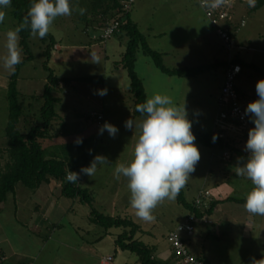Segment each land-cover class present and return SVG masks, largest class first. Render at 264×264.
I'll return each instance as SVG.
<instances>
[{
    "label": "rangeland",
    "instance_id": "obj_1",
    "mask_svg": "<svg viewBox=\"0 0 264 264\" xmlns=\"http://www.w3.org/2000/svg\"><path fill=\"white\" fill-rule=\"evenodd\" d=\"M70 2L74 8L78 5L87 11L84 15L73 11L71 16L55 21L49 33L58 47L54 45L49 59L42 54L47 41L30 36L27 40L31 58L20 64L16 83L24 98L25 111L30 119L38 118L50 71L58 77L69 78L71 82L62 91H56L60 96L55 105L59 118L51 126L55 131L65 129L66 134L46 139L43 144L59 145L87 138L77 150V168L72 164L68 169L80 172L96 155L107 157L109 164L98 166L94 177L81 174V183H78L92 194L91 206L101 213L133 220L140 226L135 239L154 247L155 257L163 264H180L167 236L188 214V209L176 200H165L153 211L155 221L145 222L136 217L130 206L127 178H117L115 174L118 164L127 165L133 159L139 135L135 124L142 119L133 113L134 97L128 70L117 64L128 38L119 31L103 38L106 26L91 12L90 0ZM5 11V20L0 24V58L6 52V32L16 27L11 7ZM230 12L235 27L244 21L235 32L240 45L235 51L244 68L235 84L246 109L247 97L250 102L258 99L256 83L264 79V4L253 9L248 2H236ZM129 16L147 46L161 53L165 66L182 68L216 62L192 76L169 75L138 48L134 70L142 81L146 99L165 94L177 105L185 103L193 127L233 140L245 152L248 131L236 122L218 117L217 96L223 83L227 53L197 0H134ZM25 56L23 51L22 57ZM10 76L0 59V147L6 143V95ZM102 89H107L106 95L99 94ZM93 113L103 114L104 119L98 122ZM130 118L134 127L128 130L125 121ZM105 122L119 129L114 138L106 130L99 134ZM18 127L24 128L22 123ZM195 144L201 158L183 189L185 199L193 201L200 191H208V197L202 198L207 204L211 198L246 197L253 185L248 179L236 176L235 156L225 159L226 149L218 145L206 147L196 141ZM49 199L55 206L47 217L42 215V210ZM244 203L224 201L210 214L197 217L192 236L182 234L190 252L202 256L209 264H253V260L264 258V216L248 213ZM89 211L88 203L61 194L60 181L46 180L35 191L18 182L15 191L8 193L0 204V251L5 255L4 259L0 258V264H100V259L107 255L113 257V264H140L135 252L115 244L116 236L125 228L107 229L93 222ZM37 221L39 232L35 229Z\"/></svg>",
    "mask_w": 264,
    "mask_h": 264
},
{
    "label": "trees",
    "instance_id": "obj_2",
    "mask_svg": "<svg viewBox=\"0 0 264 264\" xmlns=\"http://www.w3.org/2000/svg\"><path fill=\"white\" fill-rule=\"evenodd\" d=\"M32 2L33 0H11L10 7L16 20V26L22 22ZM263 4L264 0H255V6H252V8L257 9ZM90 9L104 26L117 21L118 28L114 32H124L128 38L122 59L117 61V64H122L128 70L129 87L134 97L133 113L137 116L141 117V114L136 111V105L146 100L142 81L134 70L138 48H141L145 54L150 55L157 67L169 75L192 76L209 69L212 65H216V62H214L193 67H167L161 60V53L147 46L137 24L129 16V10L122 8L120 0H90ZM29 36L28 30H23L20 33V46L26 53L22 63L31 58L27 41ZM42 40L47 41L42 54L46 59H49L56 44L55 38L49 33ZM237 55L235 60L242 66V62ZM20 64L16 66L15 73L11 74L7 88L6 143L0 147V204L5 201L8 193L15 191V185L18 182L35 191L42 182L55 179L61 183L62 195L71 198L78 197L81 202L89 204V217L93 222L99 223L107 229L113 226L125 228L115 238V244L118 247L135 252L138 255L140 264H163L155 257L154 247L134 238L135 232L140 229L137 223L128 217L112 216L97 211L91 206L93 197L90 191L82 188L78 183L73 184L66 180V175L70 170L68 166L73 164L77 168L75 165L77 150L87 142V138L82 139L83 142L79 145L75 142L48 146L43 144L46 139L66 134L65 129L59 128L55 131L51 129V126L59 118L55 105L60 100V96L56 94V91H62L71 80L67 77H58L53 71H50L42 94L43 103L38 109V118L30 119L27 111H25L23 95L21 96L16 87ZM45 67L48 69L47 66ZM254 67L257 68L255 65ZM96 78V80L101 81L100 77ZM19 123H22L23 129L18 127ZM25 124L27 127H25ZM192 132L196 137V142L206 147L218 145L220 148L226 149L225 151L230 153V158L232 155L235 156L237 163L238 158L246 159L248 157L245 152L237 147L233 140H225L218 134L203 132L193 126ZM214 135L217 137L215 140H213ZM183 189L176 201L187 208L188 213H193L199 218L210 214L218 203L224 201L245 202V197L227 196L220 199L211 198L206 207H197L194 200L187 201L185 199ZM196 256L203 260L205 264H209L202 256Z\"/></svg>",
    "mask_w": 264,
    "mask_h": 264
},
{
    "label": "clouds",
    "instance_id": "obj_3",
    "mask_svg": "<svg viewBox=\"0 0 264 264\" xmlns=\"http://www.w3.org/2000/svg\"><path fill=\"white\" fill-rule=\"evenodd\" d=\"M229 0H200L205 9H216L227 4ZM255 6V0H248ZM11 0H0V24L6 17V9ZM73 11L84 15L87 11L78 5L73 7L70 0H33L22 22L6 32L5 55L0 58L3 67L14 74L16 66L22 63L23 49L20 46V33L28 30L30 37L43 39L49 34L55 21L60 17L71 16ZM99 63L98 60L94 61ZM106 95L107 89L99 90ZM258 99L249 102L245 109L254 127L248 131L245 150L249 153L246 160L238 158L234 167L236 176L248 179L253 185L245 197L244 208L254 216H264V79L256 83ZM136 111L142 119L135 124L139 135L133 150V159L127 165L121 163L115 168L117 178H127L130 190V206L137 218L145 222H154V209L165 200L174 201L186 187L190 174L195 171L201 154L195 144L192 132V121L188 118L185 103L177 105L172 97L155 94L136 105ZM130 118L125 121V128L133 129ZM107 131L115 137L119 129L105 122L99 134ZM217 137L214 135L213 140ZM82 138L75 143L82 144ZM91 154V149L89 150ZM109 164L107 157L96 155L87 167L80 172L68 171L66 180L70 183H81V174L94 177L98 166ZM47 215V213H45ZM253 264H264V258L253 260Z\"/></svg>",
    "mask_w": 264,
    "mask_h": 264
},
{
    "label": "built area",
    "instance_id": "obj_4",
    "mask_svg": "<svg viewBox=\"0 0 264 264\" xmlns=\"http://www.w3.org/2000/svg\"><path fill=\"white\" fill-rule=\"evenodd\" d=\"M134 0H120L122 8L129 10ZM236 2H248V0H229L227 4L216 9H205L200 6V0H197L198 5L203 10L206 19L213 26L214 31L221 39L226 50V59L223 70V83L217 96L218 117L227 121L236 122L246 132L251 128V122L248 115H245V109L240 100L239 92L236 88V78L241 73V65L235 60V49L240 48V45L235 39V32L239 26L244 25L242 20L238 27L233 25V16L230 8ZM118 28V22L113 21L106 25L103 33V38L110 37ZM234 34V35H232ZM98 122L102 119V115L93 113ZM245 153H249L245 150ZM225 159H230L228 151L223 152ZM208 191H200V195L194 199V204L197 207H206L207 202L203 201L208 197ZM204 197V198H203ZM203 198V199H202ZM197 217L193 213H188L176 227L171 230L167 236L169 243L173 248V252L182 263L180 264H205L203 260L190 252L185 244V238L190 237L194 231V221ZM113 257L110 255L104 256L100 259V264H113Z\"/></svg>",
    "mask_w": 264,
    "mask_h": 264
},
{
    "label": "crops",
    "instance_id": "obj_5",
    "mask_svg": "<svg viewBox=\"0 0 264 264\" xmlns=\"http://www.w3.org/2000/svg\"><path fill=\"white\" fill-rule=\"evenodd\" d=\"M55 46H57L58 47V44L56 43L55 44ZM57 47H55V48H57ZM241 47H243L242 45H241ZM254 64V63H253ZM252 66V65H251ZM242 67V69H241V73L238 75V76H240L241 74H242V72H243V66H241ZM253 67H254V65H253ZM238 90V92H239V95H240V100H242L241 99V92L239 91V89H237ZM251 101V99H250V97L248 96L247 97V102L249 103ZM242 103V102H241ZM243 105V104H242ZM99 114V113H98ZM102 115V119L101 120H103L104 119V115L103 114H101ZM249 119H250V117H249ZM250 122H251V119H250ZM252 127H254V124L251 122V128ZM49 180H55V179H49ZM54 206H55V202L52 200V199H49V201L47 202V204H46V207L42 210V215H44V216H49L51 213H52V211H53V209H54ZM216 207V206H215ZM214 207V208H215ZM45 213H47V215L45 214ZM39 220V219H38ZM40 221V220H39ZM39 221H37V223L35 224V229L39 232V230H40V223H39ZM0 258L1 259H4L5 258V255H4V253L2 252V251H0Z\"/></svg>",
    "mask_w": 264,
    "mask_h": 264
}]
</instances>
